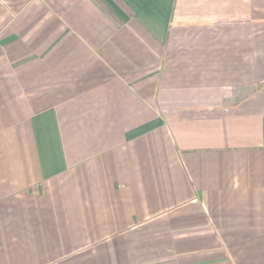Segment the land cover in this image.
Masks as SVG:
<instances>
[{
	"label": "crops",
	"instance_id": "obj_1",
	"mask_svg": "<svg viewBox=\"0 0 264 264\" xmlns=\"http://www.w3.org/2000/svg\"><path fill=\"white\" fill-rule=\"evenodd\" d=\"M0 264H264V0H0Z\"/></svg>",
	"mask_w": 264,
	"mask_h": 264
}]
</instances>
